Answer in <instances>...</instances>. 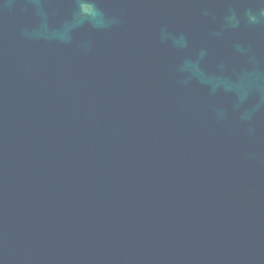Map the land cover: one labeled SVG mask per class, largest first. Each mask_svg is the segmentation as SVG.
<instances>
[{"label": "water", "instance_id": "obj_1", "mask_svg": "<svg viewBox=\"0 0 264 264\" xmlns=\"http://www.w3.org/2000/svg\"><path fill=\"white\" fill-rule=\"evenodd\" d=\"M262 11L0 0V264H264Z\"/></svg>", "mask_w": 264, "mask_h": 264}, {"label": "clouds", "instance_id": "obj_2", "mask_svg": "<svg viewBox=\"0 0 264 264\" xmlns=\"http://www.w3.org/2000/svg\"><path fill=\"white\" fill-rule=\"evenodd\" d=\"M261 15H264V11L261 12ZM253 19H255V18L253 17Z\"/></svg>", "mask_w": 264, "mask_h": 264}]
</instances>
